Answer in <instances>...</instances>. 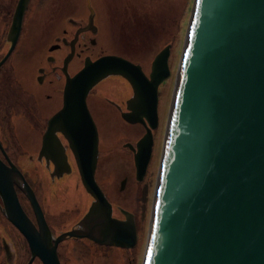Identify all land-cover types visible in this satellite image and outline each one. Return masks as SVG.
I'll return each mask as SVG.
<instances>
[{"label":"water","instance_id":"obj_1","mask_svg":"<svg viewBox=\"0 0 264 264\" xmlns=\"http://www.w3.org/2000/svg\"><path fill=\"white\" fill-rule=\"evenodd\" d=\"M26 1L14 4L9 25L14 33ZM85 3L87 21L74 37L92 26V8ZM189 11L140 264H264V0H192ZM10 40L0 61L9 53ZM169 46L165 42L154 52L147 74L138 62L112 53L84 57L64 80L60 107L46 122L38 152L47 153L46 139L54 129L66 139L78 180L91 198L75 227L52 236L18 167L0 159V211L27 244L29 256L23 264L33 257L41 264H60L55 245L65 237L133 246V215L111 205L94 180L97 138L85 96L108 76L129 83L132 94L122 118L141 123L143 131L133 144L123 145L131 151L133 177L140 182L157 122L156 86L170 70ZM55 140L60 154L56 159L47 156L60 176L69 172V164ZM119 182L122 188L124 178ZM15 187L26 197L36 225L21 209ZM114 208L119 214H113Z\"/></svg>","mask_w":264,"mask_h":264},{"label":"flooded vegetation","instance_id":"obj_2","mask_svg":"<svg viewBox=\"0 0 264 264\" xmlns=\"http://www.w3.org/2000/svg\"><path fill=\"white\" fill-rule=\"evenodd\" d=\"M15 2L16 0H0V58L9 47L10 39L13 40L9 53L0 61V159L3 163L9 161L18 167L29 186H31L47 229L53 236L67 228L75 227L76 221L87 207L75 216V213L71 214L74 208L67 207L65 201H61L56 207H50L51 210L47 209L45 205L42 207L40 203L42 187L38 180L41 174L48 179V183H53L64 175L76 172L74 161H72V152L59 130L54 129L49 138L46 139L47 153L39 154L38 152L46 122L49 116L60 107L64 80L67 76H71L76 72L84 57L93 59L101 56V54L112 53L125 57L133 63L138 62L142 72L147 74L149 61L154 52L150 58L141 62L116 50L117 42L113 37L109 43H113L115 48L108 49V47L100 46L98 43L99 25L96 23L95 9L91 0H88V3L92 8L91 24L93 27L90 25L88 29L78 31L75 37L73 36L74 32L80 27H85L87 21L88 11L85 0L86 16L77 19L65 8L66 0H27L20 16L19 26L14 33L12 29H9V25ZM108 80L114 81V83H108L107 87L103 88L101 92L95 90L96 86H94L85 96V105L94 124L97 138L94 174L102 161L101 159L105 158L107 153L115 150L111 144L105 146V148L100 147L102 138L98 121L111 119L112 122L130 123L126 122L121 114L126 112L125 101L132 94L129 83L118 75L103 79V81ZM136 124L141 126L142 133L141 123ZM120 132V129H115L111 125L107 129V134L112 138ZM141 133L136 135L137 137L133 140L118 139V146L124 148L130 159L131 151L123 144L126 142L133 144ZM55 137L59 140L66 161L69 164V172H61L60 176H56L59 170L54 169L53 162L47 156L51 154L56 159L60 154ZM18 160H28L34 163L31 172L36 181L35 185L30 183V180H28L29 175L16 164ZM96 183L98 182L96 181ZM98 185L107 200H109L105 189L100 183ZM51 192L56 193L55 190H51ZM15 194L21 209H23L28 219L36 225L32 208H30L26 197L18 188H15ZM88 197L91 199L89 195ZM114 214H116L115 211ZM120 217L122 216L120 215ZM67 238L71 240V243H75L73 244L75 246L72 247L75 258L77 254L83 259L88 255H90V258L98 257L100 250L107 255L106 249L113 247V245L96 244L81 237H65L55 245V252L60 264L73 263V258L70 255L72 252H68L63 244ZM119 249L129 248L121 247ZM35 259L37 263L41 264L36 257L32 258L30 264ZM75 260L73 259V261Z\"/></svg>","mask_w":264,"mask_h":264},{"label":"rangeland","instance_id":"obj_3","mask_svg":"<svg viewBox=\"0 0 264 264\" xmlns=\"http://www.w3.org/2000/svg\"><path fill=\"white\" fill-rule=\"evenodd\" d=\"M191 2L192 0H91L95 9L96 23L99 25L98 43L100 46L108 47V49L115 48L113 43H109L113 37L117 42L116 50L134 60L143 62L168 41L170 50L167 55V65L170 70L169 74L156 86L157 122L156 127L151 130L149 160L140 182L134 180L130 156L126 154L124 148L118 146V139L133 140L141 133V126L136 123L112 122L111 119L98 121L102 138L100 147L105 148L111 144L115 150L101 159L102 161L95 170L94 179L102 185L113 204L120 205L132 213L136 226V240L132 248L119 249L113 246L106 249L107 255L100 250L98 257L90 258L88 255L83 259L77 254L75 258L72 249L75 243H71V240L67 238L63 244L68 252H72L70 254L72 258L76 259L75 261L72 259L71 264H140L141 262L162 133L172 91V77L179 57ZM65 8L76 19L86 16L84 0H66ZM108 81L102 80L101 83H97L95 90L101 92L108 83H114V81ZM110 125L121 130L113 138L107 134ZM16 164L29 175L30 183L35 185L36 181L31 172L34 163L28 160H18ZM123 177H125V184L119 189L118 180ZM38 182L42 187L40 203L47 209L56 207L61 201H65L67 207L74 208L71 214L75 213L76 216L90 201L78 180L77 172L64 175L53 183H48V179L41 174ZM51 190H55L56 193H52ZM114 211V215L119 214L116 210ZM0 248V264H11L12 255L5 261L7 256L2 252V243Z\"/></svg>","mask_w":264,"mask_h":264},{"label":"trees","instance_id":"obj_4","mask_svg":"<svg viewBox=\"0 0 264 264\" xmlns=\"http://www.w3.org/2000/svg\"><path fill=\"white\" fill-rule=\"evenodd\" d=\"M18 193L20 192L18 191ZM0 239L2 243V252L4 253V246L7 245V247H5V250L8 251L9 257L12 255L13 261L11 264H23L26 258L28 257L26 242L24 241L22 235L18 231H16L15 228L11 225V223L3 218L1 212ZM3 258L5 259V257ZM7 260L8 258L5 261ZM31 264L39 263H37V260L35 259Z\"/></svg>","mask_w":264,"mask_h":264},{"label":"snow or ice","instance_id":"obj_5","mask_svg":"<svg viewBox=\"0 0 264 264\" xmlns=\"http://www.w3.org/2000/svg\"><path fill=\"white\" fill-rule=\"evenodd\" d=\"M148 255L151 257V249L148 250Z\"/></svg>","mask_w":264,"mask_h":264},{"label":"bare ground","instance_id":"obj_6","mask_svg":"<svg viewBox=\"0 0 264 264\" xmlns=\"http://www.w3.org/2000/svg\"><path fill=\"white\" fill-rule=\"evenodd\" d=\"M145 248H146V242H145ZM143 249H144V245H143Z\"/></svg>","mask_w":264,"mask_h":264}]
</instances>
